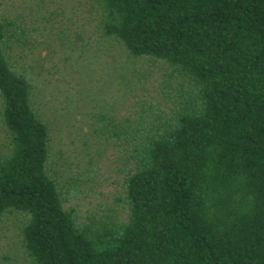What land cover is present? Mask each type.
<instances>
[{"label": "trees", "instance_id": "1", "mask_svg": "<svg viewBox=\"0 0 264 264\" xmlns=\"http://www.w3.org/2000/svg\"><path fill=\"white\" fill-rule=\"evenodd\" d=\"M91 5L95 33L128 59L121 105L92 125L112 155L103 183L88 140L89 167L68 165L61 182L67 160L33 100L53 61L37 50L53 41L43 16L0 19V216H25L27 264H264V0ZM85 189L100 193L86 209L65 196Z\"/></svg>", "mask_w": 264, "mask_h": 264}, {"label": "rangeland", "instance_id": "2", "mask_svg": "<svg viewBox=\"0 0 264 264\" xmlns=\"http://www.w3.org/2000/svg\"><path fill=\"white\" fill-rule=\"evenodd\" d=\"M90 9H93L91 0H0V19L16 21L22 16L30 19L34 10L43 16L41 31L53 41L47 43L49 40L45 39L47 42H44L40 38L37 50L40 51L41 58L49 55L53 61L44 62L45 72L34 77V104L50 126L56 161L65 157L67 161L72 159L68 163L65 161L67 166L79 164L80 167H89L91 156H84L86 152L83 143L93 141V148L89 149L92 156L98 157L95 159V175L98 182L103 183L111 166L112 155L108 150L99 156L100 140L94 135L93 138L90 137L91 130L95 129L92 125L97 115L110 104L121 105L122 92L118 90L121 82L118 84V77L119 73L125 71L126 67L123 68V65L128 59L122 44L113 39L101 38L95 33ZM53 11L61 15L57 17L58 21L51 14ZM61 23L67 29V34H62L61 29L64 28H61ZM76 35L79 39L74 41ZM84 43L86 46L83 48ZM13 46L17 47V44ZM66 57L69 58L65 60ZM158 79L159 74H153L152 85ZM141 89L138 94L143 92ZM133 100L134 98L127 97L126 105ZM5 143L6 133L0 122L1 149ZM61 159L63 163L64 158ZM67 166L64 172L61 170L59 173L64 187L69 188L66 184L71 170ZM60 167L57 162L56 170H60ZM111 188L113 187L102 185L99 191L106 194ZM84 191L89 192L83 195L85 192L70 190L65 192V196L73 197L74 202L79 200L76 198L78 195L85 197V203L83 200L80 203L86 209L91 204V198L99 199L100 193H95L97 190L94 189ZM25 220L24 215L14 211L0 216V264H27L21 234Z\"/></svg>", "mask_w": 264, "mask_h": 264}]
</instances>
